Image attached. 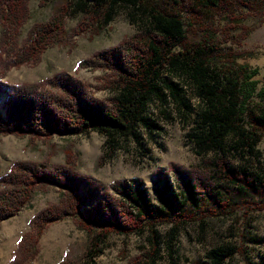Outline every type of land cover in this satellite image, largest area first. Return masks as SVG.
I'll use <instances>...</instances> for the list:
<instances>
[{"label":"trees","instance_id":"obj_1","mask_svg":"<svg viewBox=\"0 0 264 264\" xmlns=\"http://www.w3.org/2000/svg\"><path fill=\"white\" fill-rule=\"evenodd\" d=\"M30 2L0 0V100L5 96L0 105V139L16 136L35 143L97 132L113 151L119 140L134 137L140 126L155 127L146 114L153 99L180 101L184 90L176 80L182 79L203 104L193 145L217 156L190 171L174 166L184 200L167 183L158 190L159 207L141 180L117 181L110 190L81 173L72 150L64 164L14 162L0 176V225L28 207L36 191L56 187L63 198L35 215L8 264L34 261L45 231L67 218H74L94 241L87 252L90 261L100 255V245L111 235L148 231L152 254L143 263L137 258V263L154 264L162 243L160 224L172 226V239L188 221L203 223L205 217L228 214L248 198L264 196V166L257 173L224 154L230 136L239 137L234 147L257 158L264 140L261 70L251 64L252 52L236 49L264 22V0H60L50 20L34 24L24 39ZM123 6L136 11L144 29L81 62L82 68L103 72L97 78L99 85L66 72L36 83H4L11 70L36 67L48 50L67 43L65 20L73 10L82 17L77 36L91 27L104 29ZM253 14L260 16L256 22ZM104 90L118 95L98 98L96 94ZM158 174L165 175L160 170ZM164 243L173 247L169 240ZM239 250L244 252L243 247ZM235 251L213 250L209 263L229 264ZM80 261L64 258L59 264Z\"/></svg>","mask_w":264,"mask_h":264},{"label":"rangeland","instance_id":"obj_2","mask_svg":"<svg viewBox=\"0 0 264 264\" xmlns=\"http://www.w3.org/2000/svg\"><path fill=\"white\" fill-rule=\"evenodd\" d=\"M60 0H31L30 20L23 28L22 38L36 23H46L53 16ZM44 3V4H43ZM255 14L253 22L259 20ZM82 21L79 10H73L65 20V27L70 36L66 44L51 48L36 67L24 66L11 70L4 83L8 86L21 83H36L61 72H66L92 86L100 84L98 77L103 72L82 68L81 62L98 51L118 45L144 29L143 22L136 11L128 7H118L113 20L104 28L80 32ZM83 27V26H82ZM237 50L252 52L255 58L253 66L261 70L260 88L264 87V22L261 23ZM184 92L180 101L167 98L161 102L153 99L146 107L149 122L154 126H140L134 137L119 140L118 147L112 151L107 139L97 132L86 135L63 137L53 136L46 141L31 143L28 138L7 136L0 139V176L17 161L42 162L49 160L54 164H64L66 153L72 150L77 157L80 171L98 181L106 189L112 190L117 181L141 180L148 190L153 203L160 206L158 190L165 184L173 185L174 190L184 197L179 189V177L174 166L185 171L201 168L203 162L217 156L216 152H200L193 145V135L198 126V115L203 108L196 91L185 80L177 79ZM118 95L117 92L104 90L96 96L107 100ZM5 96L0 100L2 106ZM238 136L227 139L224 154L237 163L249 166L260 173L264 166V140L259 145V157L234 147ZM165 175L159 176L158 171ZM264 175V174H263ZM63 194L56 187L45 191H36L31 204L16 217L0 225V264H8L22 237L31 230L35 215L50 206L60 204ZM258 203V204H257ZM199 221H188L182 225L171 239V225L160 224L157 228L162 243L154 264H210L209 255L213 250L235 249L229 264H264V196L255 200L247 199L234 211L225 215H214ZM150 233L144 231L130 236L111 235L100 245V255L90 261L88 249L93 247L88 235L82 231L74 218H67L52 224L40 238L39 254L30 264H59L64 258L80 264H138L150 259L152 246ZM171 241L172 248L165 242ZM243 247L241 253L239 248ZM94 248V247H93Z\"/></svg>","mask_w":264,"mask_h":264}]
</instances>
